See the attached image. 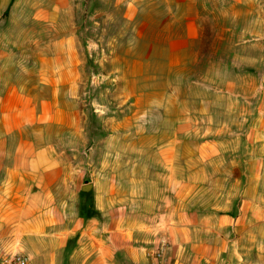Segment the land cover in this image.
<instances>
[{"label": "rangeland", "instance_id": "rangeland-1", "mask_svg": "<svg viewBox=\"0 0 264 264\" xmlns=\"http://www.w3.org/2000/svg\"><path fill=\"white\" fill-rule=\"evenodd\" d=\"M54 61L77 70L54 198L78 237L125 246L113 264H150L161 243L169 264L174 225L243 204L264 0H0V79L32 88Z\"/></svg>", "mask_w": 264, "mask_h": 264}, {"label": "crops", "instance_id": "crops-1", "mask_svg": "<svg viewBox=\"0 0 264 264\" xmlns=\"http://www.w3.org/2000/svg\"><path fill=\"white\" fill-rule=\"evenodd\" d=\"M41 69L32 88L24 79H0V253L20 250L30 264L119 263L122 243L77 236L76 206L72 223L61 219L51 182L63 164L58 138L75 118L77 70L61 61ZM263 106L247 135L243 204L174 225L169 264H264Z\"/></svg>", "mask_w": 264, "mask_h": 264}, {"label": "built area", "instance_id": "built-area-1", "mask_svg": "<svg viewBox=\"0 0 264 264\" xmlns=\"http://www.w3.org/2000/svg\"><path fill=\"white\" fill-rule=\"evenodd\" d=\"M166 251V245L161 243L148 253L150 264H166ZM0 264H30V259L22 251L17 250L9 254L0 253Z\"/></svg>", "mask_w": 264, "mask_h": 264}]
</instances>
